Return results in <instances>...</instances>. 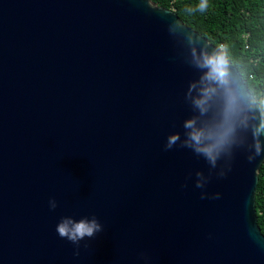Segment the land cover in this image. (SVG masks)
<instances>
[{
    "label": "water",
    "instance_id": "obj_1",
    "mask_svg": "<svg viewBox=\"0 0 264 264\" xmlns=\"http://www.w3.org/2000/svg\"><path fill=\"white\" fill-rule=\"evenodd\" d=\"M193 46L215 48L151 0H0V264H264V154L247 159L259 109L215 168L182 147L184 122L214 124L223 106L219 92L194 106ZM65 216L102 225L79 255L56 232Z\"/></svg>",
    "mask_w": 264,
    "mask_h": 264
},
{
    "label": "clouds",
    "instance_id": "obj_2",
    "mask_svg": "<svg viewBox=\"0 0 264 264\" xmlns=\"http://www.w3.org/2000/svg\"><path fill=\"white\" fill-rule=\"evenodd\" d=\"M208 6L209 0H199L196 10L204 12ZM189 11H192V9H189ZM173 25L183 27L178 20H174ZM187 39L190 45L196 43L195 34L191 30H189ZM190 55L193 64L197 68L206 70L200 78L201 87L199 88V94L193 98L194 106L203 115L209 109V101L218 92L222 95L223 106L220 119L214 124L198 125L196 119L186 120L183 124L185 133L181 146L191 149L197 155L203 156L208 164L215 168L222 153L228 151L236 142L235 133L238 124L245 128L249 127L250 118L247 115L241 117V113L245 110L253 111L254 108L258 107L259 116L253 115L251 117L252 120L257 122L250 125L254 140L252 145L254 154L247 157L249 162L254 161L256 157L264 154L260 141L261 135H264V101L256 105L254 101L247 100L245 93L230 72V62L224 45L215 47L211 52L206 47H201L198 50L193 46ZM196 87V84H192L190 91L196 89ZM180 141L181 134L179 132L170 134L164 145L165 150L172 149ZM224 175L223 172L220 173L221 177ZM197 177L199 179H197L195 186L204 188L205 184L202 174L197 173ZM219 196L220 194L216 193L212 198L218 199ZM200 198L205 199V193L202 192ZM49 207L52 210L57 207V202L54 198L49 200ZM101 231L102 225L95 216L91 219L87 217L81 218L78 221L70 216H65L56 225L58 235L77 246L75 255H79L78 249L81 240H84L85 237L92 238Z\"/></svg>",
    "mask_w": 264,
    "mask_h": 264
},
{
    "label": "trees",
    "instance_id": "obj_3",
    "mask_svg": "<svg viewBox=\"0 0 264 264\" xmlns=\"http://www.w3.org/2000/svg\"><path fill=\"white\" fill-rule=\"evenodd\" d=\"M151 1L174 11L211 45H224L229 62L238 70L249 92L259 104L264 101V0H209L204 12L196 10L199 0ZM255 205L257 224L264 236V163Z\"/></svg>",
    "mask_w": 264,
    "mask_h": 264
}]
</instances>
